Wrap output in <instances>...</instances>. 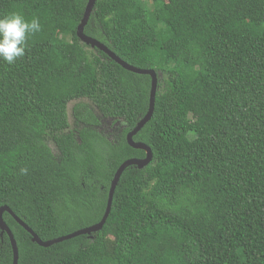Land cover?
I'll list each match as a JSON object with an SVG mask.
<instances>
[{
  "label": "trees",
  "instance_id": "1",
  "mask_svg": "<svg viewBox=\"0 0 264 264\" xmlns=\"http://www.w3.org/2000/svg\"><path fill=\"white\" fill-rule=\"evenodd\" d=\"M87 2L0 0L41 25L0 61V208L42 242L99 224L119 166L145 158L126 136L151 79L78 39ZM83 34L156 74L132 139L152 159L124 170L89 236L43 248L4 212L17 264H264V0H96Z\"/></svg>",
  "mask_w": 264,
  "mask_h": 264
},
{
  "label": "water",
  "instance_id": "2",
  "mask_svg": "<svg viewBox=\"0 0 264 264\" xmlns=\"http://www.w3.org/2000/svg\"><path fill=\"white\" fill-rule=\"evenodd\" d=\"M95 1L96 0H88V2H87L83 18L80 22V25L76 29V35H77L78 39L82 43H84L85 45L91 46V48H97L98 50L104 52L109 58H111L116 64L121 66L123 69L130 71L132 73L140 74V75H148L151 79L150 98H149V106H148L147 113L137 123L136 127L131 132H129L128 135L126 136V140H127L128 145L130 147H132L133 149L144 151L145 152V158L142 160H128V161L124 162L121 166H119V168L117 169V171L114 174V177L112 179L110 189L108 192V198H107L105 213H104L100 223L96 224L90 228H86V229L76 231L73 234H70L68 236H65V237H62V238H59L56 240L48 241V242H42L30 230V228H28L23 222H21L19 219H17L13 215V213L10 211V209L8 207L0 208V231H1V235L5 232L8 236V239H9V242H10V245L12 248V264H17L18 251H17L16 243L13 239V236H12L10 230L8 229V227L6 226L4 221L2 220V214L4 212L8 213L11 217H13V219L19 224V226H21L28 234H30V236L32 238V242H35L37 245H39L43 248L50 247L53 244H56V243H59L62 241H66V240L78 237L80 235L89 236L91 234H94V233H97L98 231H100L102 226L104 225V223H105V221H106V219L110 213V210H111L112 199H113V194H114L115 188H116L117 183H118L122 173L124 172V170L128 167H131V166H134L136 169L141 170V169L145 168L150 163V161L152 159V154L150 152V149L147 146H145L144 144L134 143L132 139L150 121V119L153 115V108H154V101H155V94H156V85H157L156 74L151 70H138V69H134V68L128 66L127 64L122 62L120 59H118L113 53H111L105 46L99 44L97 41H95V40H93V39H91V38H89L83 34V28L87 23L88 17H89L90 12H91L94 4H95Z\"/></svg>",
  "mask_w": 264,
  "mask_h": 264
},
{
  "label": "clouds",
  "instance_id": "3",
  "mask_svg": "<svg viewBox=\"0 0 264 264\" xmlns=\"http://www.w3.org/2000/svg\"><path fill=\"white\" fill-rule=\"evenodd\" d=\"M41 30L38 18L26 19L20 13L0 17V61L9 65L25 55L28 39ZM26 173V168L20 169Z\"/></svg>",
  "mask_w": 264,
  "mask_h": 264
},
{
  "label": "rangeland",
  "instance_id": "4",
  "mask_svg": "<svg viewBox=\"0 0 264 264\" xmlns=\"http://www.w3.org/2000/svg\"><path fill=\"white\" fill-rule=\"evenodd\" d=\"M148 4H149V1L150 0H145ZM71 105V104H70ZM68 110H70V106L68 107ZM105 124H104V126L102 127L103 128V130H105L106 132H111L112 130H111V128H110V123H106V122H104Z\"/></svg>",
  "mask_w": 264,
  "mask_h": 264
}]
</instances>
